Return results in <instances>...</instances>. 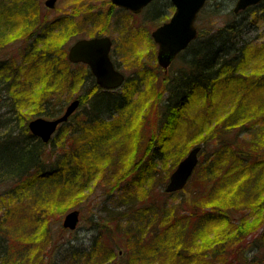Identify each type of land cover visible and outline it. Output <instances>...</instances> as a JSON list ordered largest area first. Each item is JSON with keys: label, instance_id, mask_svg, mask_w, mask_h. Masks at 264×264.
<instances>
[{"label": "rangeland", "instance_id": "obj_1", "mask_svg": "<svg viewBox=\"0 0 264 264\" xmlns=\"http://www.w3.org/2000/svg\"><path fill=\"white\" fill-rule=\"evenodd\" d=\"M27 1L32 4V24L23 20L13 28L0 27L2 76L7 79L16 66H22L18 59L30 46L40 49L41 55L51 52L56 72L52 74L50 69L47 73V69L44 78L33 81L30 91L35 98L27 97L24 103L26 111L35 112H26L29 117L26 124L38 117L48 120L59 117L73 99H91L89 71L82 65L70 64L67 51L78 37H89L97 32H111L115 38L117 66L126 77L115 93L125 99V107L113 116L106 112L97 123L84 125L83 114L88 113L90 106L87 100L41 147L46 158L43 167L49 174L58 163L63 167L64 177L82 167L83 178L77 173L71 181L73 185L66 183L63 177V186L59 183L56 184L59 187L55 186L53 183L58 178L52 174L51 178L38 180L35 178L37 172L23 184L0 185V232H4L9 241L11 263L136 264L144 251L139 244L151 237L156 224L163 229L167 223L163 217L176 216L184 221L180 225L186 228L190 241L197 238L194 242L197 250L193 251L187 243L164 238L159 243L164 248V255L160 259L143 258L147 264H264V166L258 165L255 173L251 172L248 186L239 189L240 184L234 185L226 173V167L232 161L228 148L224 155L214 159L215 166L212 165V153L216 150L215 127L210 128L209 122L203 123L200 130L198 127L188 130L184 124L187 113L195 116L205 109L204 97L199 103L197 99L192 100L188 112L186 107L180 110L179 114L183 115L180 118L177 117L178 110H172L169 114L172 118L164 119V114H168L167 109L161 107L166 99V78H178L175 75L185 71L181 68L182 57L186 58L188 54L177 56L167 67V76L162 75L165 70L157 63L158 46L151 34L167 22L174 11L160 13L151 8L139 16L111 14L110 0H57L53 9L45 6V0H0V4L18 11ZM208 1L206 11L199 12L195 22L198 34L202 35L215 21L217 25L226 20L230 22L232 18L228 12H233L237 2ZM82 9L84 15L80 13ZM219 10L222 13L215 15L214 12ZM256 10H247L236 19L242 28V41L247 43H264V8ZM45 28L50 31L55 44H45L47 38L37 41L36 35ZM44 36L42 33L39 37ZM262 60L264 62V57ZM240 93L233 92L226 100H219L222 96L218 94L215 102L237 106V97L241 99L244 94L242 89ZM246 101L230 114L217 110V130L223 131L224 125L227 126L224 136L231 138L234 146L237 142L246 148L250 145L264 160V122H261L264 104L252 102L251 108ZM0 107L3 121L16 118L9 112L11 108L7 104L0 102ZM130 110L134 117L128 114ZM204 111L206 109L198 116L201 120L205 118ZM129 117L131 120L127 121ZM173 118L176 125H168ZM117 123L119 126H115ZM13 127L17 130L22 125ZM204 136L208 141L200 143ZM197 144L204 149L199 155V160L205 161L202 167L208 165L210 170H199L197 177L190 178L183 190L167 194L164 187L172 171ZM124 150L126 156L121 154ZM111 156L115 163L110 162ZM118 159L126 160V164L121 166ZM142 160L144 163L140 162ZM160 206L172 211L171 216L163 215L162 221L154 219L159 218L156 215ZM207 206L211 217L205 223L200 214H204L202 209ZM75 210L79 211L76 228H64L65 215ZM223 214L225 220L221 218ZM235 233L239 235L238 239ZM214 240L216 243H212ZM180 245L186 250L185 257L196 254L188 259L178 258L176 253ZM88 249L91 255L80 252Z\"/></svg>", "mask_w": 264, "mask_h": 264}, {"label": "trees", "instance_id": "obj_2", "mask_svg": "<svg viewBox=\"0 0 264 264\" xmlns=\"http://www.w3.org/2000/svg\"><path fill=\"white\" fill-rule=\"evenodd\" d=\"M208 2L209 1L207 0L200 12L204 10L206 11ZM263 4L264 1L256 6H251V8L247 10H256L257 8L258 11H262L264 8L262 7ZM30 6H32V4L27 1L25 4H22L21 9L17 11L14 7L11 8L0 4V27L4 25L13 28L23 20L24 22H30L32 24V22H34V14L30 12ZM247 10L240 11L237 14L230 10L228 12V15L232 18L230 22L226 20L225 22L217 25V21H215L213 26L206 33L203 35L202 33L198 34L197 38L193 40L184 51H182L180 57L188 54L186 58L182 57V63L184 64H182L181 68L185 71L175 75V77L178 78H166V99H164L161 106L164 109L166 108L168 111V114L167 112L164 114V119L168 120L169 118H172L169 116L172 110H178V113H176L177 117L180 118L183 116L182 114H179L180 110L186 107L188 112V110H190L189 106L191 105L192 100L197 99V103H199L201 102V98L204 97L206 109V111H204L205 118H202V120L198 118V116L201 115L202 111L205 109L199 111L200 113L196 114V117L193 115L189 116V113H187L188 117L186 116L184 118L185 127L188 130L198 127L200 130L202 129L203 123L209 122L210 128L215 127L214 137L216 140L214 147H216V150L212 153V165L215 166L216 163L214 159L220 155H224L226 153V148H228L232 161L231 165L226 167V173L228 174V178L234 181V185L240 184V186H238L239 189H242L243 186H248L249 182H251V180H249L252 176L251 172L255 173V168L258 167V165L264 166V160L261 157V153L250 145L246 148L237 142V145L234 146V141H231L229 140L231 138L224 136V130L228 128L227 126L224 125L225 128L223 131L217 130L218 128L216 125L218 123V116L216 115V111H225L230 114L235 111V108L238 109L244 100H247L246 102L248 105L251 104V108L254 105L252 102L261 101V103L264 104V62L262 60L264 55L258 54L259 52L264 53V43L256 44L242 41V28L239 21H236V19ZM219 13L222 12H220V10L214 12L215 15H218ZM47 31L48 30H46V28L43 30L42 33H44L45 36L42 39L39 37L42 33L36 35L37 41L47 38L45 44L48 45V42H54L55 44L54 38L51 33L49 34L50 31ZM31 47L32 46L29 48L27 47L25 52H22L21 59H18L20 60L22 66H16L13 70V74L7 79H5V77L3 78V72L1 70L2 66H0V102H2V104H7L11 108L9 112L16 116L14 120L6 119L3 121V114L0 113V185L14 182L17 184L21 182V184H23L27 179H29L28 177L31 176L33 178L35 172L38 173V175L35 176L38 180H41L43 177L51 178L50 175H54L58 178L53 183L55 186L59 187L60 184L63 186L64 178L66 183L70 182L69 184L73 185V182L71 181L74 180L77 173L80 177H82L81 175L84 173V171H81L82 167L79 166V170L75 169V172L68 174V177L66 176L67 178L64 177L63 167H61L59 163L56 166L57 168H55V170L52 169L51 171H54L55 173H47L43 167V163L46 161V158L44 157V151L41 148L44 146V143L40 139L31 135L27 127L28 125L26 124V120L29 118L26 117V112H29L30 114H34L35 112V110L26 111L27 105L24 103L28 100L27 97H29V99L35 98L33 92L30 91L33 81L44 78L43 76L50 73V69L53 71L52 74L56 72L54 55L47 51L41 55L40 49L34 48V50ZM67 65L69 64L67 63ZM47 69H49V71L46 73ZM243 70L245 72H243ZM89 89H92V92L89 90V95L92 96L91 99H87L88 101L85 100V97L79 99L80 105L85 103V101L90 103L88 113L83 114L86 121L82 124L88 125L97 123V121H100L101 117L104 116V113L107 112L108 115L113 116L114 112H118L122 107H125V99H122V97L115 93V91L107 92L97 87V85L93 82H91ZM241 89L244 94L241 99L237 97V106L224 101H219L218 103L215 102V98H218V94H221L222 96L219 97V100H226L233 92H235L236 95H240ZM260 91L262 94H259ZM207 104L209 105L206 106ZM2 106L3 105H1V107ZM207 108H210L211 110H208ZM207 110L212 111V113H208ZM128 114L134 117V112L132 110H130V113ZM38 115L40 116L42 114ZM164 116L160 117L162 118ZM262 117L263 119H261V122L263 123L264 113L262 114ZM228 118L230 120V116ZM174 119L175 118H173L168 125L170 124L171 126H175L176 119ZM130 120L131 117L127 119V121ZM17 124L22 125V127L16 130L13 126H17ZM256 125H258V127L260 126L259 123ZM115 126H119V123ZM262 132L264 136V130ZM209 134L211 135V133ZM228 137H231V135L228 134ZM203 139L204 140H200L202 141L200 143H206L208 141V138L205 136ZM203 150L204 149H202L200 154L203 153ZM121 154L122 156L127 155L125 150ZM110 158V162L115 163L113 160L114 156H111ZM198 161L199 163L194 169V173L191 178L197 177V174H199L200 171L205 170L207 172L211 168L210 166L208 168L207 165L203 169L202 164L205 161ZM120 162L121 166L126 164V160L118 159L117 163L119 164ZM140 162L144 163V160ZM219 175L221 176V174ZM59 176H61L62 179L59 178ZM57 183H59V185H56ZM141 184L142 181L140 182V185ZM202 186L203 183L201 182L200 187ZM208 209H210L209 206L203 208L202 212H204V214H200L202 215V220L205 223L209 221L211 217V214L207 213ZM146 211V213H148V210ZM157 211L158 214L156 217L159 218L154 219H160V221H162L161 219L164 218L167 223L163 226V229L157 227L156 224V226L152 229L151 237L148 238L146 242L139 244V246L142 247L141 250L143 249L144 251L141 253L142 258H137L139 263L134 261L136 264H147L148 262L145 260H148L149 258L160 259L161 256L164 255L165 251L159 243L161 240H164V238L167 239L168 237L172 239V242L173 240L176 243L179 241L180 243L184 242L185 244L187 243L189 247H193V251L197 250L195 248L196 243H194L197 238H194V242L190 241L189 237H187L188 232L185 230L186 228L180 225V223L184 222L183 220H180L176 216L170 218L163 217L165 214H168L166 216H171L172 213V211H166L164 206H160ZM224 215L225 214H223L221 218L225 220ZM177 226H180L181 228H178ZM186 232L187 235L184 237ZM5 236L4 232H0V264H12L10 247L8 246L9 241L6 240ZM235 238H239V235L236 233ZM221 240L222 238H220V241ZM257 242L256 245L259 247L260 245ZM212 243H216L215 240ZM179 248L180 249L176 253L178 258H180L179 256H183V259H188L192 258V256L196 254L192 253L188 257H185L186 250L181 248V245ZM80 252L89 253L90 255L92 254L89 249Z\"/></svg>", "mask_w": 264, "mask_h": 264}, {"label": "water", "instance_id": "obj_3", "mask_svg": "<svg viewBox=\"0 0 264 264\" xmlns=\"http://www.w3.org/2000/svg\"><path fill=\"white\" fill-rule=\"evenodd\" d=\"M115 5L121 6L129 11L139 13L144 5L152 0H111ZM175 12L168 22L154 29L152 33L153 42L157 44V63L166 70L177 54L188 47L192 40L196 39L198 30L195 27L197 14L207 0H171ZM56 0H45L44 4L52 9ZM262 0H237L233 6V12L238 13L252 5L261 3ZM110 40L106 37L80 39L70 46L68 51L69 60L73 63H86L96 83L100 88L113 90L118 88L125 77L115 69L108 56ZM80 101L71 100L60 117L44 119L38 117L28 122V129L32 135L47 143L52 134L61 123L65 122L78 108ZM200 146H194L189 153L182 158L181 162L172 171L167 185L166 193L180 191L193 174V169L198 164ZM79 211H71L65 215L63 227L71 230L76 228Z\"/></svg>", "mask_w": 264, "mask_h": 264}, {"label": "flooded vegetation", "instance_id": "obj_4", "mask_svg": "<svg viewBox=\"0 0 264 264\" xmlns=\"http://www.w3.org/2000/svg\"><path fill=\"white\" fill-rule=\"evenodd\" d=\"M151 8L152 9L154 8V10H157L160 13L165 12V11H175L174 5H173L171 0H152L151 2H149L148 4H146L145 6L142 7V9L140 10L139 13L129 11L123 7H118L112 3V8H110L109 13L111 12V14H112L113 12H116V13H120V14L123 13L124 15L128 14L129 16H132V15L139 16V15H142L144 12H146V10H150ZM83 11H84V9H82L80 13L84 15L85 13ZM100 37L101 38L106 37L110 40L111 47L108 51L109 59L111 61V64L115 67V69L122 73V71H120V69H119V66H117V64H119V61L117 60V53L115 51L116 50L115 38H113V36L111 35V32H107V33L106 32H97V33H95L89 37H78V39L74 40V42L72 44L77 42L79 39L100 38ZM70 46H69L68 50L70 49ZM67 54H68V51H67ZM71 64L72 65H79V66L82 65L85 68H87L89 71L88 74H89L90 80H92V82L96 84V78L93 76V74H92V72H91V70L87 64L82 63V62L71 63ZM113 91H107V92H113Z\"/></svg>", "mask_w": 264, "mask_h": 264}]
</instances>
